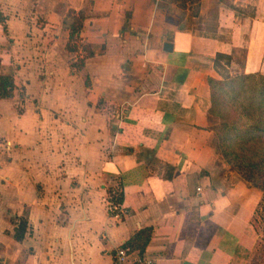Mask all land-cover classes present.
<instances>
[{
	"label": "crops",
	"instance_id": "crops-1",
	"mask_svg": "<svg viewBox=\"0 0 264 264\" xmlns=\"http://www.w3.org/2000/svg\"><path fill=\"white\" fill-rule=\"evenodd\" d=\"M0 8V264H112L145 228L153 264H264L263 192L219 153L208 82L264 72V0Z\"/></svg>",
	"mask_w": 264,
	"mask_h": 264
},
{
	"label": "trees",
	"instance_id": "trees-1",
	"mask_svg": "<svg viewBox=\"0 0 264 264\" xmlns=\"http://www.w3.org/2000/svg\"><path fill=\"white\" fill-rule=\"evenodd\" d=\"M170 1L183 8L188 5L197 6V10L200 4V0ZM83 20V12H80L77 23L80 25ZM0 23L7 31L6 17L1 8ZM75 28L71 34L72 39ZM208 82L211 88L209 112L218 119L213 127L217 136V149L233 170L263 192L258 210L261 217V210L264 211V72L227 76L223 79L209 78ZM14 89L13 76L0 75V98L12 97ZM28 227L27 219L21 218L14 237L18 241L23 240ZM151 232L150 228L142 229L129 240L128 246L144 251Z\"/></svg>",
	"mask_w": 264,
	"mask_h": 264
},
{
	"label": "built area",
	"instance_id": "built-area-1",
	"mask_svg": "<svg viewBox=\"0 0 264 264\" xmlns=\"http://www.w3.org/2000/svg\"><path fill=\"white\" fill-rule=\"evenodd\" d=\"M108 211L116 216L128 215L127 208L122 200L115 201L109 205ZM154 261L146 253L133 249L128 245H122L117 248L112 264H153Z\"/></svg>",
	"mask_w": 264,
	"mask_h": 264
},
{
	"label": "rangeland",
	"instance_id": "rangeland-1",
	"mask_svg": "<svg viewBox=\"0 0 264 264\" xmlns=\"http://www.w3.org/2000/svg\"><path fill=\"white\" fill-rule=\"evenodd\" d=\"M188 6L191 8V10L193 12H195L197 10V6H193V7L191 5H188ZM262 215H264V211L263 210H261V217H260L261 219H259V230H260V232L263 231V229H264V224H263V222H264V216L262 217ZM262 250H264V245L261 247L260 252H258L257 258H259V257L261 259L264 258V252L261 253ZM261 259H260V261H261Z\"/></svg>",
	"mask_w": 264,
	"mask_h": 264
}]
</instances>
